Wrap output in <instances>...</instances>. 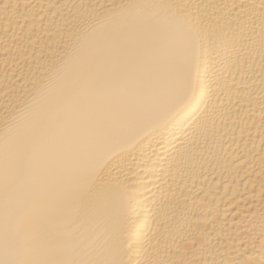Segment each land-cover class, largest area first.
Here are the masks:
<instances>
[{
  "label": "bare ground",
  "instance_id": "6f19581e",
  "mask_svg": "<svg viewBox=\"0 0 264 264\" xmlns=\"http://www.w3.org/2000/svg\"><path fill=\"white\" fill-rule=\"evenodd\" d=\"M0 264H264V0H0Z\"/></svg>",
  "mask_w": 264,
  "mask_h": 264
}]
</instances>
